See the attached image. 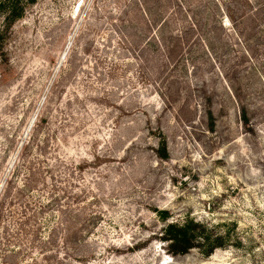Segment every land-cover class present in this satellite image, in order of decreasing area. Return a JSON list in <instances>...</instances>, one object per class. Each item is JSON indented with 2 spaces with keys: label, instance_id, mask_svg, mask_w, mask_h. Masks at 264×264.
<instances>
[{
  "label": "rangeland",
  "instance_id": "374dc122",
  "mask_svg": "<svg viewBox=\"0 0 264 264\" xmlns=\"http://www.w3.org/2000/svg\"><path fill=\"white\" fill-rule=\"evenodd\" d=\"M0 264H264V0H0Z\"/></svg>",
  "mask_w": 264,
  "mask_h": 264
},
{
  "label": "trees",
  "instance_id": "16d2710c",
  "mask_svg": "<svg viewBox=\"0 0 264 264\" xmlns=\"http://www.w3.org/2000/svg\"><path fill=\"white\" fill-rule=\"evenodd\" d=\"M11 14H15L14 9L10 12V15ZM242 118L245 121L248 120L245 111H243ZM193 239V228L189 225L172 223V227L167 231L166 240L171 241V247L174 248L175 253L186 254L190 249L196 246Z\"/></svg>",
  "mask_w": 264,
  "mask_h": 264
}]
</instances>
